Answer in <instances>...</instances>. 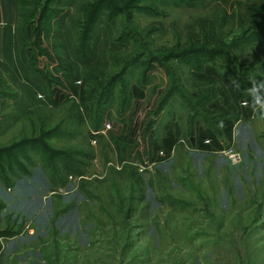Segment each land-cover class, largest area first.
Instances as JSON below:
<instances>
[{
	"label": "rangeland",
	"instance_id": "rangeland-1",
	"mask_svg": "<svg viewBox=\"0 0 264 264\" xmlns=\"http://www.w3.org/2000/svg\"><path fill=\"white\" fill-rule=\"evenodd\" d=\"M111 1L117 9L107 8L94 28L106 41L107 70L84 124L67 118L60 136L42 139L70 115V102L20 116L9 106L14 89L0 77V152L14 143L32 144L12 159L1 157L0 230L20 233L0 240V264H21L17 255L25 264H264V103L249 120L234 124L224 150L202 153L190 147L189 137L197 124L215 128L204 107L217 87L214 82L194 90L188 73L210 65L230 71L238 84L250 78L256 88L264 84L249 59L263 37L264 0H145L138 9L128 0L126 6ZM228 2L234 4L230 10ZM66 10L55 7L56 17ZM69 10L75 17L76 8ZM29 20H22L19 60L29 74H38L48 99L42 79L66 84L58 68L65 63L54 56V29L48 39L37 16ZM81 81L76 69L74 88ZM135 85L141 100L132 96ZM202 96L207 98L195 107ZM97 114L103 121L94 129ZM104 122L111 129L96 134ZM166 126L176 127L180 139L168 156L154 154L150 141L162 138ZM43 147L84 152L83 180L68 177L58 186L59 164Z\"/></svg>",
	"mask_w": 264,
	"mask_h": 264
},
{
	"label": "trees",
	"instance_id": "trees-1",
	"mask_svg": "<svg viewBox=\"0 0 264 264\" xmlns=\"http://www.w3.org/2000/svg\"><path fill=\"white\" fill-rule=\"evenodd\" d=\"M19 1V24H18V38L21 42L25 35L26 24H22L23 19L34 20V17L37 16L38 23L40 24V30L47 32V37L49 39L51 31L53 30L52 37L53 40L54 56L57 60L63 59L65 63L64 67L61 64H58V68L63 71V79L67 82L69 88L73 93L76 94V89L74 88L73 80L76 69L80 70V75L82 78L78 102H70L68 106L69 116L62 118L59 122L52 127L51 130H46L42 134V139H50L58 137L59 132L62 130V126L67 118L74 122L83 123L85 122L83 114L89 115L90 105L93 101L96 91L99 88L102 77L105 75L107 70V56L106 51V41L105 44L101 40V32L97 35L94 34V28L96 26L97 20L103 17V14L106 12V9H117V6H114V2L111 0H80L78 5L73 3V0H36L35 2H24L23 0ZM61 1V2H60ZM120 5H127L126 0H119ZM122 1V2H121ZM145 0H128L127 3L132 4V8L138 9L141 7V4ZM232 2V0H229ZM225 2V0H219V3ZM231 2L227 3L228 9H232L233 5ZM41 5V7L39 6ZM54 5V8L52 7ZM219 5V4H217ZM77 6V7H76ZM28 7V9H27ZM36 7H40V14L36 15ZM55 7L66 8L67 10L61 12L59 16L55 15ZM74 7L76 8L75 17L71 18L72 15L69 14L70 10ZM218 7V6H216ZM119 9V8H118ZM119 11V10H118ZM120 13L122 10L119 11ZM225 13V12H224ZM100 17V18H99ZM99 18V19H98ZM55 22H54V21ZM53 21V22H51ZM263 24L260 26V32L263 35L262 40L254 44V46L249 50V59L254 61L259 70L264 74V17H262ZM45 24V25H44ZM47 25V26H46ZM52 29V30H51ZM42 32V33H43ZM185 57L193 56V52H184ZM194 54H201L195 52ZM214 57L219 56V52L211 53ZM181 56L178 54H170V58H175ZM250 63V62H248ZM57 67V66H56ZM210 69V74H215V78L219 80V85L213 91L212 98L213 100L204 107L205 110H209L212 114L210 119H214L215 128H212L209 124H197L194 127L193 134L189 137V140L192 142L190 147L201 151L202 153H216L224 150V145H228L232 139V129L234 124L239 121L249 120L257 108L264 103V84L259 85V88H256L251 82L255 81L254 78H250L242 84H238L232 77L230 71H224L221 74H216L213 69V66L204 67V65L198 66L197 69ZM20 72L26 83L31 85L39 94L42 93V89L37 84L38 77L34 74H29L27 70L20 65ZM215 79V80H216ZM44 81L46 89L49 91L48 101L52 105H56L60 101L66 99V96L63 92L59 90L58 82L51 79H42ZM214 80V81H215ZM51 86V87H50ZM132 94L134 97L141 99L142 93L138 86L132 87ZM111 92L108 91L106 98L110 97ZM43 96V95H42ZM52 97V99H51ZM45 98V97H44ZM207 96H202L198 99L197 104L200 105ZM67 112V111H66ZM68 113V112H67ZM98 114H100L98 112ZM97 114V115H98ZM42 120L41 122H43ZM103 119L98 115L95 119L94 129H98L102 124ZM43 126H46L42 124ZM42 126V127H43ZM61 134V133H60ZM60 136V135H59ZM180 133L175 127L174 130L165 129L164 136L159 140L153 138L150 141L152 153L161 152L165 156H168L172 151L173 146L179 140ZM154 137V136H153ZM39 144L38 141H35ZM224 143V145L222 144ZM32 144L27 142L12 144L8 146L3 151L0 152V161L1 157L6 156V158L12 159V155L20 153V147L23 146L31 147ZM41 149V148H40ZM43 154L48 153L47 157L55 165L59 164V169L55 168V173L60 176L56 178V181L60 182L58 186L64 187L68 177L80 178L83 180L84 170L80 171V167L85 165L84 158L87 155L81 150H54L47 151L45 147L41 149ZM2 153V154H1ZM151 161H154L150 158ZM19 170L24 171L21 167ZM2 173V172H1ZM2 178H5L2 175ZM63 180V181H62ZM4 183H8V187H11L9 179H3ZM82 182V181H81ZM0 207H4L3 204H0ZM20 232L10 231L9 228L0 230V240L11 239L16 237ZM130 237V236H127ZM126 248L124 247L123 250ZM122 250V252H124ZM1 251V244H0Z\"/></svg>",
	"mask_w": 264,
	"mask_h": 264
},
{
	"label": "crops",
	"instance_id": "crops-1",
	"mask_svg": "<svg viewBox=\"0 0 264 264\" xmlns=\"http://www.w3.org/2000/svg\"><path fill=\"white\" fill-rule=\"evenodd\" d=\"M19 10L20 7L18 0H0V77H4L6 80H8L9 85L16 93V98L13 101H10V108L20 116H35L37 111H50L49 109L52 107H57L67 102L77 103L80 91V88L77 86H75V94L69 88L68 84H58L56 87L65 94L66 99L60 101L54 106H50V102L47 99H45L31 85L24 81L20 72V41L17 33L19 24ZM213 71L216 74L223 73L215 69H213ZM188 73H190L189 78L192 80V83L196 84V88L194 90L202 87L203 84L213 85L215 82L216 87L220 84L219 80L215 78V74H210V69L199 70L198 68L195 73H192L191 71H188ZM76 74V77H79V74ZM59 75L61 74L59 73ZM134 98L137 100L143 99V97L141 99L138 97ZM194 106L197 107L198 104L195 103ZM186 108L188 109L187 106ZM166 128L167 126L164 129ZM174 147L175 146H173L172 150ZM19 245L20 244L13 245V249L10 252H14V250L17 249ZM18 257L22 259L21 264H25L24 257L17 255L16 258L18 259Z\"/></svg>",
	"mask_w": 264,
	"mask_h": 264
},
{
	"label": "built area",
	"instance_id": "built-area-1",
	"mask_svg": "<svg viewBox=\"0 0 264 264\" xmlns=\"http://www.w3.org/2000/svg\"><path fill=\"white\" fill-rule=\"evenodd\" d=\"M104 123H105V122H104ZM104 123H103V124H104ZM110 129H111V127H110L109 123H105L103 129L100 130L99 132H96V134H103V135H105L106 132H107L108 130H110ZM91 134H92V132H91ZM158 154L161 155L162 153L159 152ZM69 179H72V177H69ZM79 179H81V178H78V180H79Z\"/></svg>",
	"mask_w": 264,
	"mask_h": 264
},
{
	"label": "clouds",
	"instance_id": "clouds-1",
	"mask_svg": "<svg viewBox=\"0 0 264 264\" xmlns=\"http://www.w3.org/2000/svg\"><path fill=\"white\" fill-rule=\"evenodd\" d=\"M262 118H264V117H262Z\"/></svg>",
	"mask_w": 264,
	"mask_h": 264
}]
</instances>
